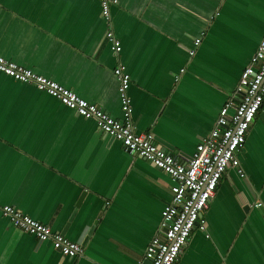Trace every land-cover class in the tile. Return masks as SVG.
I'll use <instances>...</instances> for the list:
<instances>
[{
    "label": "crops",
    "instance_id": "crops-1",
    "mask_svg": "<svg viewBox=\"0 0 264 264\" xmlns=\"http://www.w3.org/2000/svg\"><path fill=\"white\" fill-rule=\"evenodd\" d=\"M105 28L97 0H0V56L115 118L121 112L112 68L120 63L136 131L150 132L182 160L212 128L264 35V0H115V55ZM259 111L237 154L243 176L233 168L221 175L201 215L204 230H191L174 264H264ZM171 184L92 119L0 72V205L81 247L76 256L62 255L0 214V264H136L161 233Z\"/></svg>",
    "mask_w": 264,
    "mask_h": 264
},
{
    "label": "built area",
    "instance_id": "built-area-1",
    "mask_svg": "<svg viewBox=\"0 0 264 264\" xmlns=\"http://www.w3.org/2000/svg\"><path fill=\"white\" fill-rule=\"evenodd\" d=\"M97 1L100 17L106 25L103 37L115 55L121 48L120 40L110 28V5L115 0ZM200 40V36L193 38L188 56L194 54ZM182 71L183 68L179 69ZM0 72L14 80L32 84L37 90L73 109L80 117L92 119L101 132L119 141L126 152L138 155L169 176L172 184L169 186L170 197L160 211L161 233L150 239L136 264H174L191 230H204L201 215L207 209L221 175L233 168L238 177L243 176L237 154L264 97V35L241 69L232 97L219 108L212 128L182 160L160 148L150 132L136 131L127 94L130 78L118 62L112 68V74L116 81L120 118L108 115L71 89L2 56ZM0 214L17 230L33 235L38 241L50 240L52 247L62 255L73 257L80 253L78 243L52 232L48 226L10 205H0Z\"/></svg>",
    "mask_w": 264,
    "mask_h": 264
},
{
    "label": "water",
    "instance_id": "water-1",
    "mask_svg": "<svg viewBox=\"0 0 264 264\" xmlns=\"http://www.w3.org/2000/svg\"><path fill=\"white\" fill-rule=\"evenodd\" d=\"M263 115H264V107L261 105V107H260V111H259V116H260L261 118H263Z\"/></svg>",
    "mask_w": 264,
    "mask_h": 264
},
{
    "label": "flooded vegetation",
    "instance_id": "flooded-vegetation-1",
    "mask_svg": "<svg viewBox=\"0 0 264 264\" xmlns=\"http://www.w3.org/2000/svg\"><path fill=\"white\" fill-rule=\"evenodd\" d=\"M237 159H238V155H237Z\"/></svg>",
    "mask_w": 264,
    "mask_h": 264
}]
</instances>
